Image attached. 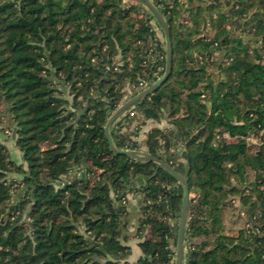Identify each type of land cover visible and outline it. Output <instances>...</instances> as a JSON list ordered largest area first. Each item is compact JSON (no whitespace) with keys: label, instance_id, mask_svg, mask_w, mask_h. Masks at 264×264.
<instances>
[{"label":"trees","instance_id":"trees-1","mask_svg":"<svg viewBox=\"0 0 264 264\" xmlns=\"http://www.w3.org/2000/svg\"><path fill=\"white\" fill-rule=\"evenodd\" d=\"M126 1L0 0V264H129L128 193L143 199L136 264H174L182 185L113 154L103 131L165 69L154 18ZM150 1L169 26L171 73L134 105L142 118L119 117L109 137L186 179L182 264H264V0ZM165 115L176 134L152 128L138 143L139 126ZM236 197L251 212L262 203L252 232H224Z\"/></svg>","mask_w":264,"mask_h":264},{"label":"water","instance_id":"water-1","mask_svg":"<svg viewBox=\"0 0 264 264\" xmlns=\"http://www.w3.org/2000/svg\"><path fill=\"white\" fill-rule=\"evenodd\" d=\"M150 13V15L155 19L157 24L159 25L162 33L164 35V51H165V69L163 75L154 83L149 85L140 93L136 94L135 96L131 97L130 99L124 101L120 104L108 117L103 131L104 135L108 141L109 150L113 154H121L125 155L128 158L140 161H149L152 163L157 164L162 169L170 173L183 187V198L180 210V216L178 221V228H177V240H176V249H175V258L174 264H182L183 260V246H184V233H185V226H186V218H187V211L189 206V188L186 179L177 172L173 167L169 164L163 162L162 160L150 156L146 152L142 151H131V150H121L116 149L113 145L110 137H109V128L113 124L115 120H117L126 110L130 107L134 106L140 100L146 98L150 94H152L170 75L172 69V45L170 39V31L169 26L161 14V12L155 8V6L151 3L150 0H138Z\"/></svg>","mask_w":264,"mask_h":264},{"label":"crops","instance_id":"crops-1","mask_svg":"<svg viewBox=\"0 0 264 264\" xmlns=\"http://www.w3.org/2000/svg\"><path fill=\"white\" fill-rule=\"evenodd\" d=\"M150 25L152 28L154 27V23L152 21L150 22ZM154 28H155L154 30L156 32L157 38H160V35H161V37L163 36V38H164L163 33H161L162 30L158 29L157 26H155ZM158 31L160 32L159 37H158ZM159 41H160V39H159ZM152 128H158L161 130L166 129V130L172 131L176 134V129H175L174 125L171 123L168 116L165 115L159 121L146 120L144 122V124L140 125L138 134L136 136L137 142L141 143L144 140L147 132ZM180 149H181L180 145L174 146L173 149L171 150V152H174L175 154L178 155L179 152L181 151ZM17 157H18L17 163H20L21 160H20L19 151H18ZM250 180H253V173L252 172H250ZM125 202H126L127 217H126L125 225L123 226L122 231H121V237H125V236L128 237V241L124 243V245L128 246L130 249V255L126 259L127 263L136 264L138 258L141 256V252H140V249L138 247V240L135 237V235H136V230H137V227L139 226V221L141 218L143 199H142V196L140 194H127ZM232 202L234 204L233 205L234 208H237V210H238L237 211L238 217L243 216V213L249 214V218L246 219L248 221L247 223H251L254 220L255 215L256 216L260 215L259 216L260 218L258 221H260L262 219V209H261L262 203H259L257 205L259 207V210L255 209V213H254L253 211L251 212V206H243L241 204L240 197L234 198ZM253 226H256V225L252 224V227ZM239 227H241V226H237V228H239ZM184 243H186V242L184 241ZM183 262L184 261L182 260V263Z\"/></svg>","mask_w":264,"mask_h":264},{"label":"rangeland","instance_id":"rangeland-1","mask_svg":"<svg viewBox=\"0 0 264 264\" xmlns=\"http://www.w3.org/2000/svg\"><path fill=\"white\" fill-rule=\"evenodd\" d=\"M127 3H129L130 5H136V6H138V7H140L141 9H142V11H145L146 12V14H148V15H150V13L148 12V10L146 9V7H144L138 0H128V1H126ZM126 2H122L123 4H125ZM262 2V1H261ZM261 2H260V0H256V4H258V3H260V5H261ZM264 3L262 2V5H261V7H263V9H264ZM222 6H223V4H222ZM221 6V8H223ZM226 7H228V6H226ZM155 20V19H154ZM154 20H152V22L154 23V27L156 26V22L154 21ZM153 26V25H152ZM153 27V29H155ZM158 28V27H157ZM159 29V28H158ZM161 33H162V31H161ZM159 35H160V32L158 31V37H159ZM158 39H160V42H162V44H163V47H164V38H163V36L161 37V35H160V38H158ZM252 41V40H251ZM124 102V101H123ZM116 121V120H115ZM2 137H1V141H2V143L6 146V148L8 149V152H9V155H10V158H11V160L12 161H14L16 164H17V162H18V157H17V155H18V150L15 148V146H14V141L10 138V136H9V133L8 132H3L2 133ZM225 137H227L226 136V134H225ZM228 141H232V140H230V139H228ZM248 143H249V145L250 144H252V145H257V144H259V142H257V140L256 139H251V140H249L248 139ZM253 149L251 148V151H252ZM142 152H145V149L144 148H142ZM9 178H14V179H17V180H20V177H18V176H15V175H9L8 176ZM17 193H19V191L18 192H16V195L13 197V200L15 201V202H17L18 201V199L17 198H19V196H18V194ZM128 194H134V193H128ZM127 196V195H126ZM125 199H126V197H125ZM234 204H233V202H232V204H231V206H229V207H227L226 209L224 208L223 210H222V215H221V217H222V221H223V229H224V232H227V231H230V230H244V231H248V232H252V230H253V227H252V224H255V225H257V223H258V220H259V216L260 215H258V216H256L255 215V217H254V220L251 222V223H247L248 221L246 220V219H248L249 218V214H246V213H243V216H241V217H238L237 216V208H234V206H233ZM260 206V205H259ZM254 207V206H253ZM257 208V206H255L254 208H253V212L255 213V209ZM178 221H179V218L178 217H174L173 218V220H170L169 221V223L174 227V226H176L177 228H178ZM239 222V223H238ZM237 226H241V227H239V228H237ZM145 233H146V231H145ZM189 245V240H187L186 241V243H185V246H183L184 248V250H183V261H184V256H185V254H186V252L187 251H189V250H191V248L188 246ZM173 248V250L175 251V247L173 246L172 247Z\"/></svg>","mask_w":264,"mask_h":264},{"label":"built area","instance_id":"built-area-1","mask_svg":"<svg viewBox=\"0 0 264 264\" xmlns=\"http://www.w3.org/2000/svg\"><path fill=\"white\" fill-rule=\"evenodd\" d=\"M153 59V57L152 58H150V61H153L152 60ZM148 87V85H147V83L146 82H144V81H140L139 82V84H138V89H137V93L136 94H138V93H140L141 91H143L145 88H147ZM135 89V88H134ZM135 94V95H136ZM134 95V96H135ZM133 97V96H132ZM130 99V98H129ZM128 100V99H127ZM134 106H132V107H130L128 110H126L120 117H124V116H129V117H134V118H142V114L140 113V112H138V111H136L134 108H133ZM118 120V119H117ZM136 123H134L133 125H132V129H136Z\"/></svg>","mask_w":264,"mask_h":264}]
</instances>
